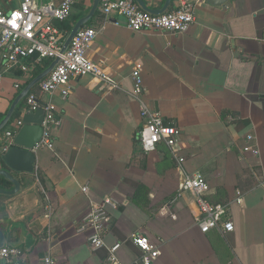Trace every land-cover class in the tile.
<instances>
[{"label":"crops","instance_id":"crops-1","mask_svg":"<svg viewBox=\"0 0 264 264\" xmlns=\"http://www.w3.org/2000/svg\"><path fill=\"white\" fill-rule=\"evenodd\" d=\"M23 1L0 0V9L15 10ZM93 1L76 0L71 18L55 23L67 38ZM144 1L157 10L166 2ZM101 3L85 26L100 30L88 54L117 85L87 76L72 81L66 100L53 97L62 118L54 151L37 148L34 173L20 175L21 192L0 196V227L13 230L7 246L20 249L29 264L47 255L59 264H107V250L92 251L90 232L78 230L91 202L112 199L117 206L109 208L106 243H121L123 264H139L137 234L159 247L154 264H264V0L225 7L204 0L181 35L136 33L119 15L105 24ZM174 6L173 0L166 12ZM137 69L149 103L182 132L183 171L164 145L150 154L141 150ZM20 81L19 72L3 71L0 55V114L8 113ZM48 99L42 96V103ZM248 136L258 155L245 152ZM183 173H202L209 200L230 205L233 233L200 231L195 195L178 196ZM1 188L13 186L6 181ZM237 191L242 204L234 201Z\"/></svg>","mask_w":264,"mask_h":264},{"label":"built area","instance_id":"built-area-1","mask_svg":"<svg viewBox=\"0 0 264 264\" xmlns=\"http://www.w3.org/2000/svg\"><path fill=\"white\" fill-rule=\"evenodd\" d=\"M175 6L163 15H152L142 10L134 0H102L101 13L105 24L113 15H119L126 20L130 30L140 32H162L173 35L187 33L195 22V10L204 0H174ZM76 0H64L60 4L42 3L40 0H24L20 6L11 11L0 9V55L4 72L20 73L21 81L16 83L18 94L35 78V69L44 61L48 65L60 56L61 49L66 41L67 33L58 28L55 23L68 21L73 12ZM100 30L94 27L82 28L73 39L70 47L61 56V61L40 84L37 91L25 99V108L21 116L12 119L3 134L0 135V159L14 146L15 136L24 127V114L27 110L36 112L45 111L42 124L43 135L34 151L47 148L54 151V130L62 125V118L54 102V96L59 94L66 100L71 93V83L83 77L91 76L116 87L107 75L105 69L89 57V50L95 43ZM46 68V67H45ZM133 98L140 106L142 127L139 131L138 141L141 150L150 154L164 145L176 159L179 169L183 171L185 158L181 152L182 132L179 128L168 125L162 115L147 100L141 70L134 73ZM49 99L42 103V96ZM253 136H248L245 152L258 155V150L251 144ZM178 189V196L191 192L196 197L200 217L197 221L200 231L209 234L218 231L230 234L235 231L234 223L230 220V205L212 203L208 194L210 184L202 173L186 174ZM36 177V184H40ZM82 191L88 194L89 189L83 187ZM235 202L243 203V193L236 192ZM117 203L112 199L93 203L81 221L79 234L90 232L88 237L92 251L106 249L107 264H123L118 256L121 243L108 245L106 237L109 226V208H116ZM47 210L49 207L46 208ZM48 214H51L49 212ZM48 215L47 217H49ZM133 244L140 251L139 264H154L160 256L159 247L142 235L132 238ZM0 264H29L23 258L20 249L5 247L0 250ZM40 264H59L52 256H45Z\"/></svg>","mask_w":264,"mask_h":264},{"label":"water","instance_id":"water-1","mask_svg":"<svg viewBox=\"0 0 264 264\" xmlns=\"http://www.w3.org/2000/svg\"><path fill=\"white\" fill-rule=\"evenodd\" d=\"M102 0H94L90 12L79 19L73 26L66 42L64 43L60 56L54 59L48 67H46L39 75H37L15 98L8 113L0 122V135L5 130L7 125L13 119L15 112L26 97L33 91L48 75L52 73L55 67L61 61V56L68 50L76 34L85 26H87L95 17L99 4ZM147 13L152 15H163L170 7L173 0H166L162 9L150 8L144 0H134ZM212 6L225 7L232 0H206ZM45 106V104H43ZM45 111L40 109L36 112L27 110L24 114V127L15 136L14 146L0 159V178L7 181L13 186L12 190L0 188V196L13 197L21 192L23 182L20 177L22 174H32L35 171L36 155L34 148L41 141L43 135V121ZM22 227H24L22 225ZM12 229H3L0 227V250L8 247L7 242L11 241ZM17 248L15 246H11Z\"/></svg>","mask_w":264,"mask_h":264},{"label":"trees","instance_id":"trees-1","mask_svg":"<svg viewBox=\"0 0 264 264\" xmlns=\"http://www.w3.org/2000/svg\"><path fill=\"white\" fill-rule=\"evenodd\" d=\"M61 28L65 29L66 31H70L71 30V25H69V24L61 25ZM46 66H47V62L46 61L41 63V65H38L37 68L35 69V77L37 75H39L45 69ZM38 88H39V85L35 88L34 91H37ZM24 108H25V100L23 102H21L20 105L18 106V108H17V110L15 112V115H14V119H16V118L21 116V113L23 112ZM4 117H5L4 115L0 114V122L3 120ZM5 182H6L5 180L0 178V188L5 185Z\"/></svg>","mask_w":264,"mask_h":264}]
</instances>
